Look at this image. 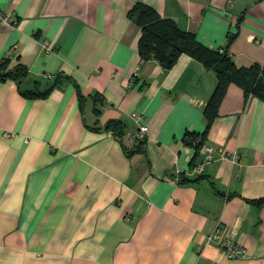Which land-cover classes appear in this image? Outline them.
<instances>
[{"label": "crops", "instance_id": "0c3cea01", "mask_svg": "<svg viewBox=\"0 0 264 264\" xmlns=\"http://www.w3.org/2000/svg\"><path fill=\"white\" fill-rule=\"evenodd\" d=\"M136 1L211 48L235 33L233 61L264 63V0H0L17 18L0 23V60L19 56L26 86L70 77L43 98L0 80V264H264V203L247 201L264 196V101L230 83L206 139L213 160L179 180L193 166L185 131L203 130L217 77L187 53L167 69L139 62ZM223 241L244 253L228 257Z\"/></svg>", "mask_w": 264, "mask_h": 264}, {"label": "trees", "instance_id": "16d2710c", "mask_svg": "<svg viewBox=\"0 0 264 264\" xmlns=\"http://www.w3.org/2000/svg\"><path fill=\"white\" fill-rule=\"evenodd\" d=\"M128 15L140 28L137 50L143 60L155 58L163 68L167 69L175 63L180 54L187 53L216 73V85L203 110L205 118L203 130H186L184 135L185 143L194 147V156L191 160V165H194L197 162L194 161V158L199 154L201 145L206 143L208 132L213 120L219 114L220 103L230 83H235L242 88L245 100L249 96H256L264 101V63L254 62L244 66L237 65L233 61L228 51V45L234 38L235 33L229 35L226 46L211 48L201 43L193 32L179 27L174 19L161 16L153 6L142 1H136L128 10ZM34 35L37 36V33L35 32ZM16 58L17 60L13 64H11V57H4L0 60V80L11 79L15 81L18 91L25 97H46L54 88L61 87L70 79L69 75L59 71L48 78L50 80L42 83L40 79H34L31 86H26L25 81L29 76V68L19 56ZM75 87L79 107L82 108L86 95L77 83H75ZM92 98L97 97L93 94ZM104 128L110 129L122 141L126 125L121 119H108L104 124ZM143 144L144 141L141 140L132 149H125V151L130 153L143 150ZM180 174L182 178L179 180L189 179V175L185 172ZM247 201L254 205H262L264 196L248 198Z\"/></svg>", "mask_w": 264, "mask_h": 264}, {"label": "built area", "instance_id": "2783aa9c", "mask_svg": "<svg viewBox=\"0 0 264 264\" xmlns=\"http://www.w3.org/2000/svg\"><path fill=\"white\" fill-rule=\"evenodd\" d=\"M229 4L231 1L228 2ZM17 22V18L14 17L10 12L3 10L0 8V23H8V24H15ZM43 45L46 48H49V44L46 42H43ZM143 61V59L139 56V62ZM133 75L137 74V70L135 69L132 72ZM43 76L45 77H51L52 73L50 72H43ZM134 118L137 122V128L131 133V136L134 137V139H141L145 136L147 126L145 123H142L139 120V115L135 114ZM200 158L199 160L192 166L191 170L187 172V174H192L194 172L200 173L203 171L205 164L212 161L215 155V147L209 143H203L201 147L199 148ZM219 156L221 158H229L231 162H237L238 154L234 152L229 151H222L219 152ZM220 248L223 250V252L228 257H235L242 255L245 251L244 247L238 246L230 241H223L220 245Z\"/></svg>", "mask_w": 264, "mask_h": 264}]
</instances>
